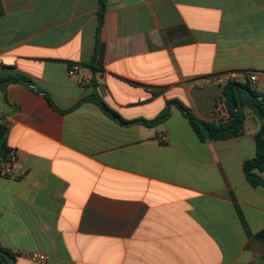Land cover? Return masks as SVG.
Wrapping results in <instances>:
<instances>
[{"label":"crops","instance_id":"1","mask_svg":"<svg viewBox=\"0 0 264 264\" xmlns=\"http://www.w3.org/2000/svg\"><path fill=\"white\" fill-rule=\"evenodd\" d=\"M100 1L0 0V77L40 91L0 86L16 154L0 176V245L13 264H264V187L243 172L255 112L242 136L201 141L175 105L154 127L72 109L97 94L152 121L178 100L215 121L221 78L264 93V0H105L102 71L70 75L95 54Z\"/></svg>","mask_w":264,"mask_h":264},{"label":"trees","instance_id":"2","mask_svg":"<svg viewBox=\"0 0 264 264\" xmlns=\"http://www.w3.org/2000/svg\"><path fill=\"white\" fill-rule=\"evenodd\" d=\"M104 11L105 0H101L94 56L91 60L87 62H82L81 64L70 63L69 68L75 65H79L95 73L102 71L105 45L100 39V32L101 26L103 24ZM2 12L3 11L0 3V15L2 14ZM13 82L24 83L31 89L40 92L36 89L31 79L25 76L12 75L6 78L0 77V86H6L7 84ZM130 83L136 85V83ZM41 93L53 106V102L50 96L46 92ZM223 97L229 112V118L227 120H215L213 122H205L198 119L186 105H184L178 100L168 101L167 106L161 116L152 121L124 120L116 111L111 109L97 94H91L90 96L83 98L72 109L79 106L81 103L88 101L96 104L98 107H100V109L106 116L118 122L119 124L128 125L139 122L147 127H154L169 116L170 107L172 105H175L187 118L191 128L201 141L227 140L242 136L244 133V122L247 115L246 110L249 109L255 112L256 116L261 122V125L254 137L256 155L253 159L244 162L243 172L246 176L247 181L253 187H264V177L260 175L264 172V93L258 91L254 82L251 81L250 78H247L243 83L237 82L236 80L228 81L223 88ZM10 152L11 150L6 149L5 146L2 145V157L0 158V161H8L7 155ZM16 257L17 256L15 253L0 245V264H13L16 261Z\"/></svg>","mask_w":264,"mask_h":264},{"label":"built area","instance_id":"3","mask_svg":"<svg viewBox=\"0 0 264 264\" xmlns=\"http://www.w3.org/2000/svg\"><path fill=\"white\" fill-rule=\"evenodd\" d=\"M80 69L81 68L78 65L72 66L69 69V74L70 75H75L76 72L78 70H80ZM230 80H233V79H230ZM230 80H229L228 77L220 79V81L225 82V84L228 81H230ZM215 117H216V120H227L229 118V112H228V109L226 107L225 100H220V101L217 102ZM7 156H8V161H4V162L0 161V176H8L9 174H11L12 173V169H13V165L16 162V154H15V152L11 151ZM37 257H38L39 260H43L44 259L43 255H39Z\"/></svg>","mask_w":264,"mask_h":264},{"label":"water","instance_id":"4","mask_svg":"<svg viewBox=\"0 0 264 264\" xmlns=\"http://www.w3.org/2000/svg\"><path fill=\"white\" fill-rule=\"evenodd\" d=\"M7 128L0 124V158L2 157V142L6 135Z\"/></svg>","mask_w":264,"mask_h":264}]
</instances>
